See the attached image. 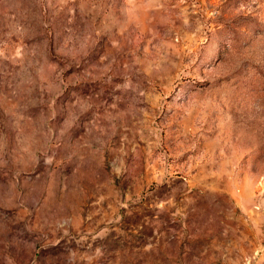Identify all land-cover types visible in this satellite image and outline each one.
<instances>
[{
  "label": "rangeland",
  "instance_id": "374dc122",
  "mask_svg": "<svg viewBox=\"0 0 264 264\" xmlns=\"http://www.w3.org/2000/svg\"><path fill=\"white\" fill-rule=\"evenodd\" d=\"M0 264H264V0H0Z\"/></svg>",
  "mask_w": 264,
  "mask_h": 264
}]
</instances>
